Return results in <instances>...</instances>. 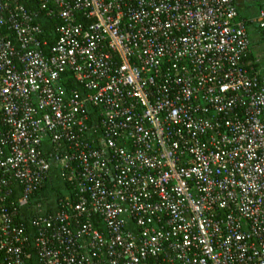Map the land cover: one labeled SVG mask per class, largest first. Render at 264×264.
<instances>
[{
	"label": "built area",
	"instance_id": "obj_1",
	"mask_svg": "<svg viewBox=\"0 0 264 264\" xmlns=\"http://www.w3.org/2000/svg\"><path fill=\"white\" fill-rule=\"evenodd\" d=\"M249 45L234 0H0V264H264Z\"/></svg>",
	"mask_w": 264,
	"mask_h": 264
},
{
	"label": "trees",
	"instance_id": "obj_2",
	"mask_svg": "<svg viewBox=\"0 0 264 264\" xmlns=\"http://www.w3.org/2000/svg\"><path fill=\"white\" fill-rule=\"evenodd\" d=\"M260 8H264V7L259 6L258 9ZM242 20L245 22L246 29L248 24L255 25L259 36L258 41L264 40V26H260L259 22H257V24H254L255 22L251 18L248 20L245 19ZM41 23H42V27L46 30L48 37L54 38L52 33V23L47 19H42ZM247 33H248V29H247ZM249 51H250L249 59L252 60L258 59V62L257 64H255V66L259 72L260 77L264 78V64H263L264 61L262 60V58H259L252 53L251 42L249 45ZM68 85L73 87L74 86L78 87V84H76L71 77H68ZM69 198L70 200L73 199L72 194L70 192V185L68 181L63 178L58 167L52 166L48 179L46 180L45 184L35 193H33L29 205L21 209L19 220H21L24 223L29 235L32 236L34 234V230L30 225V218L34 213L32 207L36 204H40L42 212L56 211L60 207L61 202Z\"/></svg>",
	"mask_w": 264,
	"mask_h": 264
},
{
	"label": "rangeland",
	"instance_id": "obj_3",
	"mask_svg": "<svg viewBox=\"0 0 264 264\" xmlns=\"http://www.w3.org/2000/svg\"><path fill=\"white\" fill-rule=\"evenodd\" d=\"M249 4H250V10L252 13V17L251 19H253V21L255 22L254 24H257V22H259L258 19V7L259 6H263L264 7V0H249ZM243 12V14H246V9L242 8L241 9ZM249 10V11H250ZM247 29H248V34H249V39L251 42V50L252 53L259 57L262 58V60L264 61V40L263 41H258V32L256 30L255 25L253 24H248L247 25ZM264 64V62H263Z\"/></svg>",
	"mask_w": 264,
	"mask_h": 264
},
{
	"label": "crops",
	"instance_id": "obj_4",
	"mask_svg": "<svg viewBox=\"0 0 264 264\" xmlns=\"http://www.w3.org/2000/svg\"><path fill=\"white\" fill-rule=\"evenodd\" d=\"M235 3H236L237 10H238V15H239L240 18L245 19V20L253 18L251 10H250L249 0H235ZM242 8L246 9V14L245 15L243 14V12H240V11H242L241 10Z\"/></svg>",
	"mask_w": 264,
	"mask_h": 264
}]
</instances>
